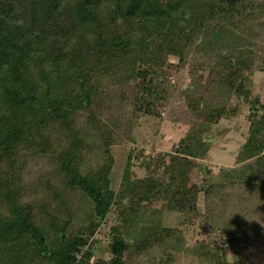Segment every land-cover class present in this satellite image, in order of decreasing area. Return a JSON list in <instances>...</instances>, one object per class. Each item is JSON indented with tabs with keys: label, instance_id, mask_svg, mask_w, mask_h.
Wrapping results in <instances>:
<instances>
[{
	"label": "trees",
	"instance_id": "16d2710c",
	"mask_svg": "<svg viewBox=\"0 0 264 264\" xmlns=\"http://www.w3.org/2000/svg\"><path fill=\"white\" fill-rule=\"evenodd\" d=\"M185 69V88L161 89ZM258 72L264 0H0V264H243L223 250L264 240ZM160 105L187 132L156 157L144 146L162 141ZM247 111L234 165L187 186L184 163L211 129ZM138 164L151 174L136 177ZM111 213L109 255L97 257ZM198 220L218 238L190 244Z\"/></svg>",
	"mask_w": 264,
	"mask_h": 264
},
{
	"label": "rangeland",
	"instance_id": "374dc122",
	"mask_svg": "<svg viewBox=\"0 0 264 264\" xmlns=\"http://www.w3.org/2000/svg\"><path fill=\"white\" fill-rule=\"evenodd\" d=\"M174 63L178 62L177 58H173ZM168 81H160V85L163 86L161 89L166 92L174 86L185 88L191 81L189 70L185 69L179 73L172 71L168 75ZM255 93H259L264 99V72H258L255 77ZM240 106V104H239ZM248 108L251 105H245ZM156 110L164 111V120L162 126L158 133L159 138L162 140L160 144L152 147L146 144V152L148 154H153L154 156L161 155L165 152H171L173 146L179 142V140L185 135L187 130L183 127L175 126V123L170 122L168 118V110L164 106L160 105ZM158 113V111H156ZM49 112L42 111L41 114L43 118L47 116ZM161 113V112H160ZM240 119H230L225 117L222 119L221 123L214 126L211 129V136L209 141L203 149V152L197 158H190L184 163L183 171L185 173L184 182L187 186H192L196 183H202V181L208 178L211 182L214 179L212 173L219 175L221 174V169L224 166H232L235 163L236 155L239 147L244 143L245 137L248 131V111L243 112ZM155 118H153V121ZM152 123V120H151ZM126 149L118 151L117 162L115 168L111 175L112 186L117 189L122 174L126 165L125 161ZM151 174L147 168H143L139 164L135 167V176L139 178L148 177ZM43 198L47 200V196L44 195ZM158 210L161 206L158 204L156 206ZM116 216L111 213L109 216V225L104 226L103 229L99 230L96 236V243H92V253L97 257L109 255V244L112 242V237L110 235L112 226L115 223ZM179 219V214H165L163 218V223L166 225H175ZM204 220H198L195 226L186 228L184 231L185 238L190 244H195L197 242H210L218 238V235L212 230L210 224H207ZM92 241V239H90ZM159 251H152L151 254L156 255ZM224 258L229 261L241 260L243 264H264V240L259 237L257 240L252 242L245 240L236 246L227 245L223 250ZM183 259L180 264H194L193 260L187 255H183ZM150 258H147L144 262H149Z\"/></svg>",
	"mask_w": 264,
	"mask_h": 264
}]
</instances>
